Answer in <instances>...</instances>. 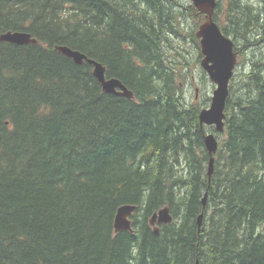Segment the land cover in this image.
I'll list each match as a JSON object with an SVG mask.
<instances>
[{
    "label": "trees",
    "instance_id": "1",
    "mask_svg": "<svg viewBox=\"0 0 264 264\" xmlns=\"http://www.w3.org/2000/svg\"><path fill=\"white\" fill-rule=\"evenodd\" d=\"M174 3L0 0V35L37 40L0 42V264H264V0H217L236 53H260L235 68L222 133L200 127L207 102L186 101ZM57 46L133 98L105 93L92 65ZM124 205L137 207L133 231L116 233ZM164 207L173 221L155 235Z\"/></svg>",
    "mask_w": 264,
    "mask_h": 264
},
{
    "label": "water",
    "instance_id": "2",
    "mask_svg": "<svg viewBox=\"0 0 264 264\" xmlns=\"http://www.w3.org/2000/svg\"><path fill=\"white\" fill-rule=\"evenodd\" d=\"M194 8L205 16V21L199 26L196 32L200 39L201 67L207 73L210 81L216 86L209 108L201 110L199 115L200 127L214 126L216 132L224 131L225 108L229 97V86L234 76L237 66V53L234 50V42L226 36L219 25L214 21V13L217 7V0H191ZM0 42H9L17 45L36 44L30 34L25 32H6L0 35ZM60 53L72 59L76 64L82 65L84 62L93 66V74L100 82L102 89L107 94L121 95L132 99L133 93L116 78L107 79L106 68L99 62L88 58L80 51L72 50L65 46H57ZM205 146L210 156L208 176L211 177L214 170V155L218 150V141L213 133L205 134ZM207 201V193L203 198V207ZM135 205L121 206L116 214L114 228L115 232H132L131 216L136 210ZM204 214L198 217V225L201 226ZM173 221L168 207H164L156 212L150 221L155 235L160 233V225L169 224ZM196 264H199L197 261Z\"/></svg>",
    "mask_w": 264,
    "mask_h": 264
},
{
    "label": "rangeland",
    "instance_id": "3",
    "mask_svg": "<svg viewBox=\"0 0 264 264\" xmlns=\"http://www.w3.org/2000/svg\"><path fill=\"white\" fill-rule=\"evenodd\" d=\"M175 2L174 3V11L176 14V22L175 26L180 22V28L177 31L180 34V37L171 38L174 40L172 45H178V42L184 44V50H173V54L176 55L179 51L185 55V58H180L179 61L184 65L183 71L187 73V79L185 81H180L184 89V95L186 97V101L190 104H204L205 108H209L213 91L216 87L212 85L210 80L203 75V69L201 67V59L199 60V53L197 47L194 42L189 40V38L185 39L186 37H190L192 33H196L200 26L199 18L195 15L193 11H190V8H194L191 0H170ZM255 2L256 4L260 3L261 0H243L244 3L246 2ZM227 1L225 2V6H227ZM220 24H226V16L224 13L221 14L219 17ZM232 38L231 36H229ZM240 52L237 54L238 56V71L240 73H245L249 70V58H253L254 49L245 48L243 44L239 45ZM258 56L260 53L256 52ZM241 57V58H239ZM255 57V56H254ZM248 58V59H247ZM231 84V83H230ZM230 87V86H229ZM230 92V91H229ZM203 107V109H205ZM202 109V110H203ZM218 141V140H217Z\"/></svg>",
    "mask_w": 264,
    "mask_h": 264
},
{
    "label": "bare ground",
    "instance_id": "4",
    "mask_svg": "<svg viewBox=\"0 0 264 264\" xmlns=\"http://www.w3.org/2000/svg\"><path fill=\"white\" fill-rule=\"evenodd\" d=\"M208 78V77H207ZM211 101V100H210ZM208 127V126H207Z\"/></svg>",
    "mask_w": 264,
    "mask_h": 264
}]
</instances>
